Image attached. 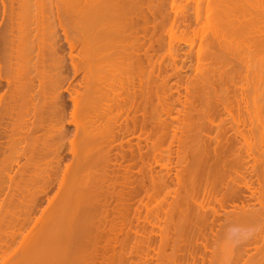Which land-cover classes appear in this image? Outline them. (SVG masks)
Segmentation results:
<instances>
[{"label": "bare ground", "instance_id": "6f19581e", "mask_svg": "<svg viewBox=\"0 0 264 264\" xmlns=\"http://www.w3.org/2000/svg\"><path fill=\"white\" fill-rule=\"evenodd\" d=\"M7 1H8V4H10L9 7H12L11 2H13V1H11V0L10 1L9 0H6V1L0 0V5L3 8V10H2L3 12L1 11L2 13H4V11H6V10L8 11V13L6 11L7 14L5 13V15H7L6 17L8 18V16L12 15V14L10 15V13H9V11H12V10L10 8H9L10 9L9 10L7 7H5V2H7ZM16 1H19V0H16ZM22 1L24 4L26 3V0L25 1L21 0L18 3L16 2V4L18 5ZM32 1H30V0L27 1L28 2L27 4L29 6L27 4H25L28 6V7L25 6L26 9L30 8L31 6L34 7L35 1L34 2H32ZM40 1L41 0H39V2ZM55 1H56V4L58 3L57 7H59L60 1L59 2H57L58 0H55ZM61 1H64V0H61ZM69 1H70V3H68ZM163 1H165V0H163ZM180 1L181 0L177 1L176 3L178 4ZM187 1L192 2V3L190 2V4H189L191 7L193 4V9H192L193 15L190 16L188 14V16H183L185 13H180V14H183L182 15L183 17L182 16L178 17L176 15V13H177L176 12L175 16H173V17L171 16L172 18L171 17L168 18L171 21L170 29H172L171 27H173L172 25L174 24V22H176V24H177L178 21L180 22V24L182 26L184 25V27L185 26L189 27V25H185V24L191 22V20H199L203 16L208 21L212 20L210 23V28H211V35L210 36L211 37L209 35H205V36H207V38L209 36L210 38H208V39L212 40L211 42L214 41L213 44L215 43L214 46H215V48L217 47L216 50L219 49L220 51L218 50V52H221L220 54L222 56L219 53L217 55L214 53L215 54L214 55V54H211L209 52V54H208L207 52L210 51V49H211L210 48L208 51L205 50L206 51L205 53H207V56L204 54L205 60H207V62L209 61V65L215 64L214 68H216V66L218 67L219 64L224 65V66H221L222 68L221 67L219 69L216 68L215 70H213L212 66H210L209 68H207L205 66V68H207V69H205L202 74L199 72L200 75L199 76L197 75L198 80H196V79L195 80L197 82L206 84L207 88H209L212 86V83H213L212 81H214V83H215V81H217L219 83L223 82V84L225 83L224 81H229L230 83L234 82L236 76H238V74H239L238 72H240L242 70L243 73L242 74L240 73L238 76L239 78H237V79H243L242 81L244 83L245 82L249 83V84H251V86H250V89L246 90L245 95H242L244 97L242 98V100L240 102H242L241 104L243 106H241V105L240 106L242 107V110H248L250 112V114H252L251 116L252 117L254 116L253 118L252 117L251 118L253 119L252 122H255L254 123L255 125L252 123L253 125H252V128L250 129L251 130L250 132H251V134H254V135L256 134L255 136L259 135L260 139L258 137H256V139L258 138L257 139L258 144L262 146V144H264V141H263L264 140V117H263V115H264V0H187ZM15 2H13V3L15 4ZM31 2H32V5H31ZM37 2L38 1L36 0V3ZM65 2L66 3H64V4H67V5L72 4L71 7H70V5L68 7L71 8L72 13L74 14V16L72 15L74 17V22H73L74 28H75L74 30L78 31V33H79V35H78L79 37H77L78 39H76L74 42H72L73 39L71 41H69V39L67 38L65 33L62 35V36H64L63 39L65 38L64 39L65 41H63V40L62 41L66 42L64 44L67 45V47H68L67 50L69 51V53L66 54L67 57L63 55L65 53V51L62 54L63 48L61 50V44L59 43V40L57 37L58 32L57 33L53 32L55 29L53 30L50 26L49 27L51 29H49V28L45 29V30L49 29V31L51 30V32H49V37L47 36L48 31L44 35L45 37L46 36L48 37L47 41H49V43L47 41H45L47 37L44 39V41H45L46 45L48 44L47 46L46 45L45 46L47 48L49 47V49L48 50L45 49L47 52H42L44 50L43 49L38 50V47H37V49H36L37 52L35 51V48L33 45H34V43H36V39L39 36L38 34L40 31L38 29H39V27H41L40 25L42 23L41 21L39 22V20L42 18V17L40 18L41 12H40V15H37L38 10H40V8H41L40 6H38L39 5L38 3H37L38 9L35 6L37 9L36 10L37 11L36 17L38 18V16H39L40 19L38 20L39 23H37V26L38 25L39 26L37 27L38 32L36 34L37 37H35V42L33 43L31 38L29 39V37H27V35L30 36L32 33L34 35L35 34L34 32H36V29L31 28L32 26L31 27L28 26L29 21L28 22L23 21V22L27 23L28 29L22 31L23 27L26 28V25L24 26L22 24L23 27L21 28V30H19V29L17 30L18 32L22 33V34L21 33L19 34L22 37H23V33L24 34L28 33V34H26V37L28 38L27 40H29V41L28 42L26 41L27 43L25 42L26 43L25 46H28L27 47L28 51H27V53H25V55H26L25 58H27V56H28V60L24 58L26 61H28V67H27V63H25V64H22L21 62L15 63V61H18V58H19V57H17L16 52H19V54L21 56H22V54H21L22 52H26V50L23 51L24 47H22V46H24V45H21L24 43H20L23 40L22 41L19 40L20 41L19 43L21 46L16 45V46H18V48L13 46V44H15L14 39L16 40V38L18 37L17 31H16V33H15V31L13 33H11V30H10V27H11V29H13V27H14L13 23L15 21H13L14 19L11 20V18H12V16L15 18V16H14L15 12L11 16V18L10 17L8 18L9 19L8 21H5L8 23H6V24L4 23L6 26H8L10 23L11 26H8L9 29L6 28V26H4L5 29L4 28L2 29L4 33H5V30L8 29L6 32L7 33L9 32V33L3 34L2 32H0V33H2V35L0 34L1 35L0 38L2 37L1 41H0V139H2V140L5 139L4 140L5 142L3 141V143L1 142L2 140H0V152L1 151L5 152L4 148L6 149V148H10V147H14V148L20 147V150H18V151H17V149L16 150L14 149L15 150V152H14L15 155L13 154L14 156L12 155V152H11V151H13V148H11L12 149L11 151L9 149L8 153L6 151V154H4V152L0 153L1 154L0 156H3L4 159H5L4 155L6 156L7 154H11V158H10V155H9V158H8V156H6V158H8L6 160H4V159L2 160L0 157L1 161L3 162V163L1 162L3 165H0V166H2V167H0V210L4 209L3 215L6 216V214H7V216H8V214L12 213V211L9 213L10 208H13L11 210H14L15 206L18 208L20 206H17V205H21V207L24 206L23 209L25 210V212H23V214H21V215L22 216L26 215V216H24V218L21 216L23 218L21 220L20 216L18 218H17V216H14V213H15L14 212L11 216L10 221H6L5 216L2 217L0 215V255H4V253H6L7 250L10 251L11 248L14 249V250L12 249V251H10V253H8L7 256H4V257L1 256V258H0L1 260L3 258H5L2 264H117V263L120 264L119 261L121 262V264H135V261H134L135 256H137L136 257V259H137L138 257L140 258L142 256V255H140V253L144 254V257H145V254L147 253L148 255L146 254V257L150 258L149 255L151 256V252L154 251V253H152V256H151V258H152L154 256L153 254L156 253V250L151 251V249H152L151 246L154 245L153 244L154 241L152 243V241H151L152 238L149 239L147 237H151V235H152L151 231L153 230L154 227L152 228L150 233L145 232L144 227H146V224H147V222H146L147 217L146 216L148 215V213L150 214L149 208H148L149 203L156 200L159 197V193L164 192V191H166V192H164L165 194L163 193V199L172 198L171 205L168 206L170 208V210H168V214L171 217H168V216L167 217L170 221V219H173L172 214L175 213V215H173V216H175V218L177 219V220L174 219L176 224L174 225L172 223L173 221L171 222V224L173 226L177 227L175 230H178L180 227V229L178 231L172 230L173 233L178 232L177 233L178 235L180 234L179 232L182 233V231H185L186 229H191L192 227H194V228L196 227V229L198 230V233L202 227L204 228V227L209 226L210 229L212 230L213 226L218 224L219 222H221L222 219L223 220L225 219L224 221L231 220L230 222H232V220L237 221L236 223H239V224L240 223L241 224L242 223H249V224L250 223H254V224L259 223L260 224L261 223L262 224L264 222V211H262V212L257 211V212L253 213L250 211L251 209H248L249 208V205H248L249 202L247 199H249V200L253 199L254 192H256V190H257L255 185L260 186V184L262 182L264 183V178H263L264 174L263 175L261 174V176H259V175H257L258 171L255 172L256 169L259 170L258 168H256L257 165H255L259 161L255 157H254L253 161L251 162V164H254V166H249L251 154L249 156V154H248L249 149H246V148L257 147L258 144H255L257 142V140H256L254 145L251 146V144L249 143L250 141L247 140V137H248V136H246L247 132L246 133H244V132L240 133L241 132L240 130H234L233 129L237 133V135L235 133L236 137H234V136H233L234 138L233 137H230V138L227 137L225 140L224 139L225 134H223V132L221 130H219L217 132V136L213 140H211V141L208 140L207 142L205 141L206 143L198 141L199 143L196 144V150H195V152L197 151L196 156L192 153L194 151H192L191 154L194 155L195 157H197V158L199 157V158L198 159L193 158L194 156H192L190 154H189V157H190V159L191 158L194 159V161L196 160L198 163H199V160L202 162V163H200V165L202 166L203 170L208 171V177H207V179H203L205 184H204V182L201 183L203 185H200L199 189L197 191H194L193 189L191 190V188H188V187H187L188 189L185 187L182 188L180 186V185H182V183L184 186V182H183L184 177H182V176H181L182 179L177 178V176L175 177L176 180L178 181L176 183L178 188L171 189L170 185L172 183L170 182L171 183L170 184L166 180V178H167L166 176H168V173H170V172L166 173V176H164L165 179L159 178L160 175H158L157 173H156L157 174L156 175L157 177H156L153 175V167H152L153 164L151 165V164H149V162L148 163L145 162V158L149 157V154H150L149 150L151 149L152 152H154L155 150H152V148H151L152 146L149 149V146L147 145V144H150L151 142L148 143V140L150 139V135L145 134V130H146L145 125L149 124L150 121L148 119H146L148 121L146 123V121H145L146 114L145 113H144L145 115L144 114L142 115V121H141V123L143 122L142 125H140L139 127H138V125L136 126V122L139 119V117L137 116V113H139V112H137V110L138 111L139 110H152L153 112L154 111L157 112L156 111L157 107L160 104L159 101H157V104L152 102V99H154L153 96H155L157 100L159 99V97H157L154 94L155 91H153V92L151 91V88H150L151 85H149L151 83L155 84V82L158 81V79L160 78L159 77L160 75L157 72L156 73L158 75L155 76V67H154L153 59H154V56L157 54L156 53L157 50H155L156 49L155 46L157 44H159L157 46L161 47L160 42L162 40L161 39L160 42L157 41L156 38L158 36L155 37L156 34H154V30H153L154 28L152 27V24L155 20L154 17H156V14H157L153 10L154 9L153 7H155L152 5V4H154V3H152L153 1L152 0H67ZM154 2H155V0H154ZM158 2H160V1L158 0ZM183 2H185V1H183ZM22 4L19 5L20 8L24 7L23 6L24 4L23 5ZM166 4L170 5L169 3H166ZM6 5H7V3H6ZM154 5H157V4H154ZM171 5H172L171 9L173 10L176 8L175 10L177 11V9H178L177 7L179 5H177V6L174 5V0L172 1ZM159 6L161 7L159 10L162 11L164 9L163 7H165L166 5L164 6V2H162ZM159 6H158V8H159ZM184 6H187V5H184ZM190 6L188 8L191 9ZM2 8H0V10ZM25 8L23 10H26ZM60 8H62V7H59V9ZM62 9H60L58 11V8H57L58 13L61 14L60 11H62ZM69 10L70 9L67 8L66 12ZM159 10L157 9L156 11L159 13L160 12ZM27 11H29V12H27ZM31 11H32V8L30 10L25 11V13H27L26 15H27L28 20H29V15H30L29 13H32ZM165 11H163V14ZM1 12H0V17L3 16L1 14ZM44 12H46V11H44ZM51 12H48V13H51ZM69 12H70V14H72L71 11H69ZM188 12H189V9H188ZM25 13H23V14L21 13V16L22 15L24 16ZM53 13L54 12H52V15H53ZM62 13H63V11H62ZM60 14H58V15H60ZM159 14L161 16L160 15L158 16V14H157L158 17H163L162 13H159ZM15 15H16V18H15L16 22L15 23L17 24V20H18L17 18H18V16L20 17V14H18V16H17V14H15ZM26 15L24 17H26ZM34 15H33V17H34ZM166 15L164 17L170 16V15L169 16L168 15L166 16ZM23 18L21 17V20H23ZM27 18L24 20H27ZM37 18H36V20H37ZM31 19H32V15L30 16V20ZM4 20H6V19H4ZM10 20L13 21V23L9 22ZM160 20H162V18ZM0 21H2V20H0ZM72 21H73V19H72ZM155 21H157V20H155ZM199 21L201 22V20H199ZM199 21H198V23H200ZM162 22H164V21H162ZM30 23L33 25V28L36 26L35 20H34V22H30ZM166 23L168 24L167 21H166ZM18 24H17V27L20 26ZM163 24H164V30L168 29V28H166V27H168V25L167 24L165 25V22ZM163 24H161V25H163ZM194 24H192V26ZM157 25H158V23H157ZM202 25H203V23H202ZM202 25L200 27V31L198 32L199 35H201V31L203 30ZM206 25H207V23H206ZM176 26H178V25H176ZM199 26L197 25V27H199ZM207 26H206V28L208 29L209 26L208 27ZM159 27H161V26L159 25ZM54 28H55V25H54ZM175 28L173 30H175ZM190 28H191V26H190ZM43 29H44V27H43ZM63 29H65V28H63ZM196 29H198V28H196ZM157 30L159 32L161 29H157ZM60 31H61V29H60ZM204 31H202V34ZM161 32H162V30H161ZM169 32L172 33V30H170ZM169 32L167 34H170ZM139 34H143V35L141 37H137ZM188 34H189V32H188ZM193 34H195V33H193ZM170 35L173 36V34H170ZM133 36H135V37H133ZM171 36H170V41H171ZM30 37H32V36H30ZM174 37L172 39H174ZM196 37H198V36H196ZM183 38H184V40H185V38L186 39L188 38L189 43L192 42V38L190 41L188 35H186ZM25 40L26 39H24V41ZM37 40H39V39H37ZM188 40H185V42ZM17 41L18 40H16V42ZM44 41H43V43H44ZM174 41H176V40L174 39ZM205 41H208V40H205ZM29 42L31 43L32 46L29 44ZM39 42H38V44L40 46ZM125 42L127 43V45H125L126 44ZM137 42H139V43H137ZM162 42H163V40H162ZM211 42L208 44H211ZM155 43H157V44L154 45ZM27 44H29V45H27ZM38 44L35 46H38ZM190 44L192 45V43H190ZM42 45L43 44L41 43V46ZM163 45H165V44H163ZM170 45H171V43H170ZM14 47H15V49H12ZM19 47L20 48L22 47V48L20 49ZM46 47H44V48H46ZM209 47H213V45L212 46L209 45ZM16 49H18V51ZM168 49H169V47H168ZM168 49L166 51L169 52L170 49L169 50ZM13 50H15V51H13ZM20 50H22L21 53H20ZM76 50L78 51V56L80 55V57H82V59H83L84 54H86V56H85L86 60L84 61L85 63L84 62L79 63L78 62L79 58H78V60L77 59L74 60L75 57L72 53H74V51H76ZM13 52H15V54H14L15 56L12 55ZM80 52L84 53V54L82 53L83 56H81V54H79ZM197 52H198V50H197ZM44 53H47L48 55L54 56V57L52 56L53 58L50 57V60L52 62L49 60L52 65H55V63L57 61V63H56L57 64V68H56L57 71L55 69V72H54V74L55 73H57V74L54 76L49 75V72H50V70H48L49 66L44 67V59H45V61H46V59H49L48 58L49 56L47 58H45V56H47V54L44 55ZM202 54H203V52L201 53V55ZM199 55H200V53H199ZM213 55H214V57H213ZM13 56L16 57L17 59H15ZM21 56H20V58H21ZM196 56H197V53H196ZM215 56H216V58H215ZM217 56H219L221 59H218ZM20 58H19V60L22 59V61L24 62L23 58H21V59ZM66 58H67V60L69 59L67 63L70 64L71 70L68 69L69 66H68V68L66 67ZM202 58H204V56ZM82 59L79 61H83ZM13 60H14V63L12 64ZM158 60H160V59H158ZM158 60H156V61H158ZM168 60H169V58H168ZM49 61L47 60L46 63L47 62L50 63ZM76 61H77V63H76ZM198 61L200 62V58ZM203 61H204V59H203ZM53 62H54V64H53ZM217 63H218V65H217ZM231 63H232V66L234 65V67L231 68L230 71H225V68L230 66ZM24 65H26V66H24ZM52 65H50V67ZM195 65H196V61H195ZM198 66H200V65L198 64ZM207 66H208V64H207ZM52 67H56V65L52 66ZM156 67L159 68V66H156ZM158 68H157V70H158ZM45 69L47 70L48 73L46 72ZM130 69H139V70H138V73L137 72L135 73ZM69 70L71 72H69ZM176 70H178V69H176ZM227 70H229V69H227ZM190 71H193V69ZM5 72L7 75L5 74ZM158 72L160 73V70ZM2 73H3V75L5 74L6 76H8V73H9V76L3 78ZM68 73H71L72 76L71 75L67 76ZM197 74H198V72H197ZM79 75H81L82 77H81L80 81L78 80L79 82H78V84H76L77 86L73 85V84H72L73 85L72 86L71 84H69L70 80L68 82V78L70 76L73 77L72 79H74L75 77H77ZM199 77H201V78H199ZM69 79H71V78H69ZM163 79H165V78L163 77ZM35 81L38 82V85H34ZM160 82H162V80ZM46 83H49V86H51L49 88L50 93H51V91L53 92V93H51L52 96L50 95V93L47 94V96L50 95L49 97L51 100L49 99L50 100L49 102H48L47 98H46L47 100L44 98L45 95H43L44 92L42 91V90H44L42 88H44V84L46 85ZM162 83L166 84V81L165 82L163 81ZM226 83H228V82H226ZM17 84H18V86H16ZM19 84H20V87H19ZM65 84H67V87H64ZM194 84L196 85L195 82H194ZM143 85H145V87ZM146 85H147V87H146ZM206 85H204V86H206ZM208 85H211V86H208ZM234 85H233V87H235ZM47 86H48V84L46 85V87ZM192 86H193V84H192ZM192 86H191L190 92L192 91ZM196 86H195V88H196ZM216 86H217V84H216ZM220 86H223V85H220ZM76 87H77V89H76ZM99 87H102V89L104 88L103 90H104V92H105V90L107 91V95L105 94V95L101 96L100 95L101 92H102V94H104V92L103 91L100 92ZM95 88H97L99 90V91L97 90L98 94L95 93V91H96V90H94ZM166 88L169 89L168 86H166ZM218 88L220 89L221 87H218ZM47 90H48V88H47ZM47 90H44V91H46L48 93ZM82 90H84V92ZM200 90H198V91L201 92L202 90L201 91ZM207 90H209L211 92L212 89L210 90V88H209ZM143 91H144V95H142ZM167 91H169V90H167ZM194 91H195V89H194ZM186 92H188V91H186ZM204 92H206V87H205V91H202V94ZM212 92L214 93V91H212ZM224 92L226 93V90H224ZM64 93H67L66 97L68 98V101L71 103V107L73 108L71 113H68L71 116V121H69V124H72L75 127L74 135L72 136L73 139L71 138L72 140L65 138L67 136H66L65 125H64L65 123L64 122H66L67 120L64 119V116L66 114L65 108H67L69 106L66 105L67 107H65V101L63 98ZM164 93H162V94H164ZM170 93H172V92H170ZM72 94H74V95L72 96ZM235 94H236V92H235ZM97 95L98 96L100 95V97H97ZM212 96H213V94H211L210 97L212 98ZM192 97H194V96H192ZM161 98H163V97L161 96ZM220 99L221 98H219V100ZM185 100H187V99H185ZM173 101H175V100H173ZM187 101H189V100H187ZM230 101H232V99ZM170 102L172 103V100ZM175 102L180 103V102H177V100ZM188 103H190V101ZM234 103H236V102H234ZM165 104H167V103H165ZM169 105H168V107H165V106H167V105H165L164 109H165L166 113H168L170 115L169 112H172V110H176V109H174V106L172 104H169ZM221 105H222V103H221ZM181 106H184V104L182 105V103H181ZM160 107L162 108V106H160ZM226 107H228V106H226ZM241 107H239V108H241ZM183 109H184V107H183ZM13 110H15V111L18 110V112H20L22 110V113L21 112L19 113L22 115H18V113H16L17 115H15L14 114L15 111L13 113ZM43 110H45L46 112H48L49 110H52V112L50 111V115L52 117H54V119L52 118L53 121H52V119H50V122H51L50 124H48L46 122H41L42 121L41 119L43 117L40 119L39 116H41V113ZM81 110H84L82 112L83 114L81 113ZM191 111H193L192 108H191ZM209 112H211V111H209ZM132 114H133V118H129V116ZM154 114L156 115L157 113H154ZM236 114H237V112H236ZM11 115L13 117H14V115L18 116V117L20 116V118H18V120H17L16 119L17 117L16 118L12 117L14 121H11V119H10L11 122L8 125L9 120H5V119L10 118ZM46 115H47V113L44 116L45 117L50 116V115H48V116H46ZM177 115H179V114L177 113ZM236 116L238 117V115H236ZM247 116H248V113L246 115V122H247ZM65 118H66V116H65ZM196 118H197V116H196ZM15 119L17 120L16 122L19 121L18 122L19 126L22 125V123H23L22 127L20 126V129H19L18 125L15 123ZM149 119H150V117H149ZM161 119L158 120V118H157L156 121H158V122L161 121V123L163 121L165 123V121L161 120ZM240 119H241V117H240ZM39 120H41V121H39ZM44 120H45V118H44ZM47 120H49V119H47ZM81 120L82 121L84 120V122L86 120L87 123L85 124ZM151 120L154 121V118H151ZM249 120H251V119L249 118ZM166 121H168V120H166ZM12 122L15 123L17 128H15L16 127L15 125H14L15 127H13ZM37 122H38V124L39 123L40 124L38 125ZM66 123H68V122H66ZM129 123H131V125ZM167 123L170 125L169 122H167ZM167 123H165L163 126L166 128V130L169 128L171 129V127ZM249 123L251 125L250 121H249ZM43 124L44 125L47 124V125L43 126ZM184 125H186V124H184ZM235 125L236 124H234V126ZM157 126H158V124H157ZM231 126H233V125H231ZM44 127L51 130L52 134L54 133L53 136L56 137L57 141H56V139H53L51 137V131H48L45 128L48 131L46 134V130L44 129ZM38 128H40L41 132L43 131L42 133H44V131H45V134H46V135L42 134V136H45V137L41 136V138H40L41 140H42V138H44L47 141L48 137L51 138V140L49 139V141H51V142H52V140H55V142L54 141L52 142V143H55L53 145V146H55V149H53L55 151H52L51 157H53V155H55V154H56V157L54 156L53 161L54 160L55 161L54 162L52 161L51 164L48 161H45V160H48L46 158H49V161H51L50 160L51 157L48 156L45 158V155H46V148H48L49 151H51L52 145L49 143L51 145V147L50 146L47 147V145L44 144V142H46L44 140H43L42 145L39 144V149H38V145H36V144H38L36 142L39 138H37L34 135V133L36 131H38L37 130ZM41 128L44 130H42ZM151 128H153L152 130H154V127L151 126ZM183 128H185V127H183ZM188 128H190V127L188 126ZM136 130L141 133V135L138 134L139 136L136 137L137 141H138L135 144L136 150H134L133 149L134 147L132 148L131 145L130 146L128 145L129 144L128 140L125 141L127 143V145L129 146V148L127 150L125 149L126 151H124V148H123L124 146H122V143L121 144L119 143V146H117V147H119V149L121 150V152L119 150V152L121 154L115 153L113 155V156H115V158H113V159L120 158L119 159L120 161L121 160L125 161L127 159V157L130 156V154L132 156H134L136 154L137 159H139V161L141 163L140 168L136 173L138 175H140L142 178L140 177V180L135 179V181H137V183H136L134 181L135 176H133V174H132L133 172H131L133 165L131 166L130 169H127V168L124 169V167H122L123 165H121V164L117 165L118 166L117 168H119V169L123 168L122 169V171L124 172L123 175L120 174L121 178H119L120 176L118 175V179H116V177H117L116 175H115L116 177L114 176V178H113L112 174L114 173V170L113 169L110 170V167L114 168L113 166H116L115 164H112L113 160L111 158L112 157L111 152L116 151V150L115 151L113 150V148L116 147L114 145V143L118 140L117 138H119V140L120 139L122 140L123 138H126V137L128 138V136L133 135ZM223 130L225 131V129H223ZM231 130H232V127H231ZM184 131H185V129H184ZM187 131H189V130L187 129ZM208 131L210 132V129ZM237 131H239V132H237ZM41 132L39 131V133H41ZM147 132H148V130H147ZM39 133H35V134H39ZM152 133H153V131H152ZM160 133H162V132H160ZM167 133L168 132H166L165 135ZM49 134H50V136H48ZM197 134H200V133H197ZM226 134H228V133H226ZM182 135H184V134H182ZM238 135H240V140L236 139L238 137ZM46 136H47V138H46ZM142 136H143V138H142ZM152 136L153 135H151V137ZM222 137H223V139H222ZM65 139L69 140L68 142L66 141V144L68 143V145H70V148L69 149L66 148V149L69 150L68 154L71 155L72 161L70 160L71 161L70 166L64 165L65 167H63L61 169L60 167H62V162H63L64 157H65L64 152H67V151H65V148H64ZM161 139H164V137L163 138L161 137ZM169 139H170V137H169ZM182 139H183V137H182ZM141 141L142 142L144 141V143H146V144H144V143L143 144L145 145V147H148V150L146 149L144 151V148L141 145L142 143L140 144ZM260 142H261V144H260ZM39 143H42V142H39ZM165 143H166V141H165ZM251 143H252V140H251ZM152 144H150V145H152ZM35 145H36L37 149H35ZM255 145H257V146H255ZM3 146H5V147L3 148ZM41 146L43 147L42 149L40 148ZM49 147L51 148V150ZM153 147H155V145ZM194 147H193V149H195ZM2 148H3V150H2ZM258 148H259V146H258ZM116 149H118V148H116ZM163 149H165V148H163ZM54 152H56V153H54ZM155 153H156V151H155ZM47 154L49 155L51 153H47ZM127 154H129V156ZM167 154L169 155L168 152H167ZM201 154H202V156H201ZM257 154L259 155L258 152H257ZM185 155H186V153H185ZM258 155H257V157H258ZM12 156H13V158H12ZM179 156L180 155H178V157ZM200 156L202 157L201 159H200ZM159 157H161V155ZM163 157H165V156H163ZM260 157H261V155H260ZM20 158L24 159V163L22 165L19 164L21 162V161L19 162ZM35 158H38V159L40 158V161L38 159L36 160ZM131 158H133V157H131ZM263 158H264V156H263ZM151 159H154V158H151ZM35 160L37 162H35ZM146 160H148V159H146ZM42 161H44V164L41 163ZM154 161H155V159H154ZM194 161H192V162H194ZM155 162H154V164L157 163V162L156 163ZM53 163H54V165H53ZM198 163H196V164H198ZM111 164H112V166H111ZM196 164H195V167L198 166ZM13 165L17 166V170L15 173L12 171ZM42 165H44L46 167L43 168ZM39 166H40L41 172L39 173V171H38V173H39L38 174L36 171H34L38 174V175L36 174L37 175L36 176L35 173L33 172V170H37L39 168ZM177 166L182 168V166H180V164ZM41 167H42V169H41ZM134 167H136V166H134ZM138 167H139V165H138ZM250 167H252V168H250ZM35 168H37V169H35ZM240 169H241V171H240ZM250 169H251L253 174L255 172V174H254L255 177L253 176L254 179L256 178L255 181H254V179H251L253 177L251 175ZM253 169H255V171ZM13 170H14V168H13ZM90 170H92V171H90ZM109 170L110 171L113 170V171L110 172ZM159 170H161V168ZM203 170L200 172H203ZM235 170L237 171V173L234 172ZM174 171H176V170H174ZM192 171L189 175L187 174V177L189 176L188 186H190V187L193 186V182L195 181L196 176H197V179H199L200 181L202 179V178L200 179L198 177V175L194 176L195 172L193 173ZM12 172H13V174H12ZM117 172L120 173L119 170H117ZM117 172H116V174H117ZM183 172H185V171H182V174L180 173V175H183ZM188 172H190V170ZM188 172L186 171L185 173H188ZM17 173L19 174V177H22V181H21V179L19 180V178L17 181L16 180L17 177L15 179V176ZM205 173H202V174L205 175ZM220 173H222V174H220ZM150 174H151V176H150ZM235 174H236V176H235ZM129 175L131 177L133 176L134 178H132L130 180ZM204 175H202L201 177H204ZM246 175L251 177L249 179V181H246V178H247ZM233 176H235V177H233ZM148 177H149V179H148ZM160 177H162V176H160ZM238 177H240L241 179H244V180L241 183V187L238 186V184L240 183V182H238V184H237L238 187L234 188L233 184H234V182L236 183ZM35 179H37L36 183H37V188H39V190H37L38 192L33 188L34 183H35ZM38 179L40 180L39 182H38ZM185 179H187V178H185ZM147 180L151 183L152 186L151 185H150V187L146 186L145 182ZM135 183L137 184L136 186L134 185ZM160 184H161V187H160ZM197 184H199V182ZM54 185H57V188H55L56 191H55L53 196L51 195L52 197L50 199L48 197V195H49L51 189L54 187ZM67 186L70 187V189L67 190ZM235 186H236V184H235ZM118 187L120 188L119 191H117ZM151 187H153V189ZM161 188H163L164 190L161 191L162 190ZM149 189H150V192L151 191L153 192V193L151 192L152 193L151 195L148 193ZM156 190L158 191V193ZM115 192H117V193H115ZM142 192L145 195L142 194ZM245 193H248V196H246ZM140 194H142L144 197H142V199L139 200V202L137 201V203H139V205L138 204L136 205L133 203V205H136V206L135 207L131 206L133 199L135 200V198L138 197ZM2 195L4 197L3 199H1ZM200 196H201L202 202L198 203V201L200 200ZM218 197H220V198L218 199ZM143 198H145L147 200L146 203L143 202ZM254 199H255V197H254ZM261 200H262V198H261ZM44 201H46V204H47V205L45 204L46 207L41 210V213H40L41 215H39L40 217L37 218V220L35 222H33L31 216L32 215L34 216V214H33L34 212L36 214L37 206L40 207L41 206L40 202L42 203ZM162 201H164V200H162ZM205 201H206V203H210V202L214 201V202H217L218 204L224 203L226 205H229V204L233 205L232 208L235 209V212L233 211L232 214L230 212L229 213L227 212V213H224L223 215H221V213H220V215H219L218 211L217 212L215 211V213H214V211L211 210L214 214L212 212H211V215L208 212L204 213L203 209L206 208V207H204V206H206V204L204 205L203 203ZM56 202H58L57 203L58 207L55 204ZM112 202H115L116 205L113 206ZM54 204H55V206H54ZM168 204H169V202H168ZM238 204H240V206H238ZM83 205H84V207H82ZM67 206L68 207L70 206V207L68 208ZM86 206H87V208H86ZM221 206L224 207L223 204ZM262 206H261V209L263 210L264 207L262 208ZM102 207L104 210L101 212ZM132 207L135 208V209H133L135 212V214H133V215H134V219L136 220V223L134 222L136 224V226H134V224L132 222H130V219H129V218H131L130 216L132 215L129 213ZM50 210H53L52 214H50L51 213ZM201 210H203V211H201ZM93 211L95 212V214H92V216H91V213H94ZM96 211H97V214H96ZM142 211H144V212H142ZM155 211H158V210H155ZM143 213H144V215H143ZM16 214H17V212H16ZM129 214H130V216L128 217ZM155 214H156V212H155ZM168 214H166V215H168ZM93 215L98 216V218L93 217ZM112 216H114L115 219H111ZM154 217L155 218L153 220L155 222V219L157 221L158 218H157V216H154ZM132 218H133V216H132ZM142 220L144 221V224H142V226H141L140 221H142ZM158 221H159V219H158ZM157 223L158 222L155 223V227L157 229L159 228V226L162 227V225H159V223L158 224ZM30 224H31V226H30ZM148 224H150L149 221H148ZM156 224L158 226H156ZM3 227L6 228L8 231L5 230ZM243 227H246V226H243ZM26 228L28 229V231H26L27 230ZM262 228H263V226H262ZM23 229H26V230H23ZM196 229H194V230L196 231ZM22 230L25 231V234L22 233L23 232ZM38 230H39V233L37 235L36 234L37 232H35V231H38ZM160 230H161V228L159 229V231ZM261 230L263 231L264 229H261ZM186 231H188V230H186ZM262 231L260 233H262ZM131 232L133 235L130 236ZM160 232H162V230ZM164 232L167 233V230H165ZM191 232H192V230H191ZM144 233L145 234L147 233L146 238H144L145 237ZM162 233H161V237L163 240L164 238L162 235H164V236H166V235L164 233L163 234ZM184 234H186V232ZM173 235H175V234H173ZM180 235H179V237H180ZM132 236H134V237H132ZM181 236H183V235H181ZM184 236H186V235H184ZM262 236H264V235H262ZM121 237H124V238L121 239ZM130 237L133 239L137 238L136 241H138V242L136 243L137 245L135 246V249L132 248L133 247L132 245H129L130 243H128V241L130 242L132 240ZM167 238L169 239V237H167ZM175 238H176V236H175ZM180 238L182 239V237H180ZM18 239H19V242H18ZM146 240L148 241L149 244H147ZM164 240H167V239L165 238ZM149 241H151V242H149ZM163 241L161 244L164 243ZM262 241H263V248H264V239L263 238H262ZM139 242L141 243V245H142V243L143 244L145 243V245L144 246L142 245V247H141ZM186 242H188V241L186 240ZM150 244H152V245H150ZM256 244H257V242H256ZM15 245H17L16 248L14 247ZM147 245H150V246H147ZM158 245H160V244H158ZM130 246H132L131 248L133 250H130L131 249V248H129ZM163 246H161V247L163 248ZM206 246L208 247V244ZM182 248H183V246H182ZM220 248H222V246H220ZM228 248H230V247H228ZM147 249H148V252H147ZM153 249H154V246H153ZM222 249H220V250H222ZM162 250H164V249H162ZM229 250L227 251L228 254L231 253L232 248L230 251ZM257 250L261 251L259 249H257ZM262 251H264V249ZM178 252L179 251H177V253ZM221 254H223V253H221ZM257 254H259V253H257ZM158 256L160 257L161 255H158ZM166 256H167V254H166ZM171 256H173V255H171ZM222 256L223 255H221V257ZM182 257H183V255H182ZM230 257L231 256H229V258ZM254 257H255V254H254ZM147 258L144 259V261L145 260L147 261V262L145 261L144 263L150 264V261ZM151 258H150V260H151ZM162 258H163V256H162ZM250 258H251V256H250ZM260 258L262 259L261 256H260ZM142 259L143 258H141L140 261ZM160 260H162V259L160 258ZM182 260H184V259H182ZM248 260H250V259L248 258ZM137 262H139V261H137ZM185 262H187V261H185ZM161 263H163V262H161ZM242 263H243V261H242ZM246 263H247V261H246ZM260 263H262V262H260ZM260 263L258 262V264H260ZM263 263H264V260H263ZM220 264H221V261H220ZM231 264H233V262Z\"/></svg>", "mask_w": 264, "mask_h": 264}, {"label": "rangeland", "instance_id": "374dc122", "mask_svg": "<svg viewBox=\"0 0 264 264\" xmlns=\"http://www.w3.org/2000/svg\"><path fill=\"white\" fill-rule=\"evenodd\" d=\"M6 1V0H5ZM10 1V0H9ZM11 1H13V2H15L16 0H11ZM19 1H21V0H19ZM19 1H16L17 3L19 2ZM25 1V0H24ZM27 1H29V0H26V3L25 4H27L28 2ZM30 1H32V0H30ZM35 1V2H34ZM38 2V6H40L39 8H40V10H38V14H37V9H38V6H37V3H36V0H33L32 2H34L33 4H34V7L33 6H31L30 8H25V6L26 7H28L27 5H25L24 3H23V1L20 3V4H22L24 7L22 8H20V4H16V2H15V4L13 3V2H11V6L12 7H9L10 6V4H8V1L7 2H5V7H7L8 9L10 8L12 11H9V13H10V15L12 14L13 15V13H14V16H15V18H16V15L15 14H17V16H18V14H20V17L18 16V20H17V24L18 25H26V28L25 27H23V25L20 27H17V24L15 23L16 22V19L12 16V18H11V16H8V18L10 17L11 18V20H13V21H15L14 23H13V21H9V22H11V23H13V26L15 27H13V29H11V27H10V30H11V33H13L14 31H15V33H16V31L19 29V30H21V28H22V31H24V30H26V29H28V26L29 27H31L32 29H36V32H34L35 34L33 35V33L30 35V36H32V37H30V36H28L27 35V37H29V39L31 38V40H32V42L34 43L35 42V37H37L36 36V34H37V32H38V30L40 31L39 32V36H38V38L37 39H39V40H37L36 39V43H34V48H35V51L37 52V47H38V50H41V49H43L44 51H42V52H47L45 49H49V47L47 48L46 46L48 45H46L45 44V41H47V39H48V37H49V32H51V30L49 31V29H55L53 32H55V33H57L58 32V40H59V43L61 44V50H62V48H63V50H62V54L64 53V51H65V53L63 54L64 56H66V54H68L69 53V51L67 50V45L66 44H64V43H66V42H63V41H65L64 39H63V37L64 36H62L64 33H65V35L67 36V38L69 39V41H71L72 39V42H74L76 39H78L77 37H79L78 35H79V33H78V31H75L74 29V14L72 13V10H71V5L70 4H64V3H66L65 1H67V0H64V1H61V0H58L57 2H59L60 1V5H59V7H62V8H60V9H62V11H63V13H62V11H60L61 12V14L60 13H58V11L60 10L59 9V7H57V4H56V1L55 0H41L40 2H39V0H37ZM153 2L152 3H154V4H157L158 6L162 3V2H164V6L165 7H163L162 9V11L161 10H159L161 7L159 6V8H158V6L157 5H154V4H152L153 6H155V7H153L154 9V11L158 14V16L160 15L159 13H162V16L163 17H158L157 16V14H156V17H154L155 18V20H157V21H155L154 20V22H153V24H152V27L154 28L153 30H154V34H156L155 35V37L156 36H158L156 39H157V41H159L160 42V40L162 39L163 40V42H162V40H161V42H160V46L161 47H158L157 45H159V44H157V43H155L154 45H156L155 47H156V49L155 50H157V56L155 55L154 56V59H153V62H154V67H155V76H157L158 74L160 75L159 77V79H158V81H156L155 82V84H153V83H151V84H149V85H151V91L153 92V91H155L154 92V94L157 96V97H159V99L157 100L156 99V97L155 96H153L154 97V99H152V102L153 103H156L157 104V101H159L160 102V104L158 105V107H157V112H153L152 110H137V112H139V113H137V116L139 117V119L137 120V122H136V126L138 125V127L140 126V125H142V123H141V121H142V115L145 113L146 114V116H145V121H146V123L148 122L146 119H148L149 121H150V123L149 124H146L145 125V128H146V130H145V134L146 135H150V139L148 140V143H150V144H152L153 142V144L152 145H150V144H147L148 146H149V149H150V147L152 148V150H155L156 151V153H155V151L154 152H152L151 151V149L149 150L150 152V154H149V157L148 158H145V162L146 163H148L149 162V164H153L152 165V167H153V175L154 176H156L157 174L158 175H160V176H162V177H160L159 176V178H164V176H166V173L167 172H170V173H168V176H166L167 178H166V180L171 184L170 185V187H171V189H175V188H178V186L176 185V183L178 182L177 180H176V176H177V178H180V179H182L181 178V176L182 177H184L183 179V182H184V186H183V183H182V185H180L182 188L183 187H185V188H191V190L193 189L194 191H197L198 189H199V186L200 185H203V184H201V183H203L204 181H203V179H207V177H208V171L206 170H203V168H202V166L200 165V163H202L200 160H199V163L195 160L194 161V159H190V157H189V154L190 155H192L191 154V152L192 151H194V152H192L195 156H196V153H197V151L195 152V150H196V144L197 143H199V142H203V143H206L208 140L209 141H211V140H213L216 136H217V132L219 131V130H221L222 132H223V134H225V136H224V139L226 140V138L228 137V138H230V137H236L235 136V133H236V131H234V130H240L241 132L240 133H246L247 132V134H246V136H248L247 137V140H249L250 142V144H251V146H253L254 145V143L256 142V140L259 138L260 139V137H259V135H257V136H255L254 134H251V128H252V125L255 123V122H252L253 121V117L251 116L252 114H250V112L248 111V110H242V107L241 106H243L241 103L242 102H240L241 100H242V98L244 97V96H242V95H245V92H246V90H248V89H250V86H251V84H249V83H244L242 80L243 79H237V78H239L238 76H239V74L241 73H243L242 72V70L240 71V72H238L239 74H238V76H236V78H235V80H234V82H229V81H224L225 83L223 84V82H217V81H215V83H214V81H212L213 83H212V86L211 85H208V86H211V87H209L210 88V90H211V92L209 91V90H207V89H209V88H207V85L206 84H204V83H200V82H197L196 80H198V76L200 75V73L202 74L203 72H204V70L205 69H207V68H209L210 66H212L213 67V70H215L216 68L217 69H219L221 66H224V65H222V64H219V66L217 67L216 66V68H214L215 66V64H211V65H209V61L207 62V60H205V55L207 56V53L209 54V52L211 53V54H220L221 52H218V50H216L217 49V47L215 48V46H214V44H213V42H211L212 40H209L208 38H210L211 36V28H210V23H211V21L212 20H206V18L203 16V17H201V19H199V20H201V22L203 23V25H202V23L199 21V20H191V22H189V23H187V24H185V25H189V27L188 26H185L184 27V25L182 26L181 24H180V22L178 21L177 22V24H176V22H174V24L172 25L173 27H171L172 29H170V23H171V21L168 19V18H170L171 16L173 17V16H175V13H176V15L179 17H181L183 14H180V13H185L183 16H188V14L190 15V16H192L193 15V4H192V7L189 5L190 4V2L191 1H187V0H181L178 4L176 3L177 1H179V0H174V5H179L177 8V11L175 10V9H171V7H172V5H171V3H172V1L173 0H165V1H163V0H159L160 2H158V0H155V2H154V0H152ZM157 1V2H156ZM183 1H185V2H183ZM32 2H31V5H32ZM6 3H7V5H6ZM10 3V2H9ZM68 3H70V1L68 2ZM166 3H169L170 5H168V4H166ZM181 3V4H180ZM192 3V2H191ZM51 4V5H50ZM21 5V6H22ZM64 5V6H63ZM70 5V7H68ZM168 5V6H167ZM181 5V6H180ZM184 5H189L190 7H191V9L190 8H188L187 6H184ZM37 7V9H36V7ZM52 6V7H51ZM58 8V11H57V8ZM66 6V7H65ZM175 6V7H176ZM48 7V8H47ZM0 8H2V6L0 5ZM19 8V9H18ZM26 9V10H30L31 8H32V13H29L28 15H29V20H28V18H27V13H25V11L26 10H23V9ZM55 8V9H54ZM67 8L68 9H70L69 11H71V13L72 14H70V12L69 11H67L66 12V10H67ZM180 8V9H179ZM189 9V12H188V9ZM6 9V8H5ZM9 9V10H10ZM51 9V10H50ZM159 10L160 12L158 13L156 10ZM184 11H182V10ZM185 9V10H184ZM3 10V8L0 10V12ZM23 10V11H22ZM35 10V11H34ZM56 10V11H55ZM191 10V11H190ZM7 11V10H6ZM6 11H4V13H2L1 12V14L3 15V16H1L0 17V20H2V21H0V32H2L3 34H5V33H7L6 31L9 29V27L8 26H11L10 25V23H9V25L8 26H6L5 24L6 23H8V22H5V21H8L9 19L6 17L7 15H5V13H6ZM44 11H46V12H44ZM54 12L53 13V15H52V12ZM163 11H165L164 12V14H163ZM181 11V12H180ZM20 12V13H19ZM27 12H29V11H27ZM40 12H41V15H40ZM48 12H51V13H48ZM56 12V13H55ZM169 12V13H168ZM192 12V13H191ZM7 13H8V11H7ZM6 13V14H7ZM21 13L23 14V13H25V15H26V17H24L23 15L21 16ZM68 13V14H67ZM179 13V14H178ZM35 14V15H34ZM40 15V18H39V16H38V18L36 17L37 15ZM43 14V15H42ZM49 14V15H48ZM58 14H60V15H58ZM170 15L169 17H164L165 15ZM173 14V15H172ZM9 15V14H8ZM32 15V19L30 20V16ZM33 15H34V17H33ZM73 15V16H72ZM166 15V16H167ZM48 16V17H47ZM161 16V15H160ZM182 16V17H183ZM6 17V18H5ZM21 17L23 18V20H21ZM53 17V18H52ZM56 17V18H55ZM60 17V18H59ZM171 17V18H172ZM2 18V19H1ZM20 18V19H19ZM27 18V20H24V19H26ZM36 18H37V20H36ZM162 18V20H160V19ZM168 20H167V19ZM203 18V19H202ZM4 19H6V20H4ZM40 19V20H39ZM43 19V20H42ZM57 19V20H56ZM72 19H73V21H72ZM34 20L36 21V26L33 28V25L30 23V22H34ZM38 20H39V22L41 21L42 23H41V27H39V29L37 28L38 26H37V23H39L38 22ZM51 22H50V21ZM66 20V21H65ZM203 20V21H202ZM23 21H29V24H28V26H27V23H25V22H23ZM162 21H164L165 22V25L167 24L166 23V21L168 22V27H166V28H168V29H166V30H164V22H162ZM194 21V22H193ZM198 21L200 22V23H198ZM72 22V23H71ZM156 22V23H155ZM196 22V23H195ZM5 23V24H4ZM50 23V24H49ZM157 23H158V25H157ZM163 24V25H161V24ZM173 23V22H172ZM196 25H195V24ZM206 23H207V25L209 26V28L207 29L206 28ZM49 24V25H48ZM63 24V25H62ZM68 24V25H67ZM70 24V25H69ZM178 25V26H176V25ZM192 24H194L193 26H192ZM43 25V26H42ZM54 25H55V28H54ZM159 25L162 27H159ZM197 25L199 26V27H197ZM201 25H202V27H203V30L202 31H204L205 29V31L203 32V34H202V31H201V35H199V31H200V27H201ZM4 26H6V28H8L7 30H5V33L3 32V28H4ZM51 28H50V27ZM57 26V27H56ZM190 26H191V28H190ZM195 26V27H194ZM207 26V27H208ZM43 27H44V29H43ZM159 27V28H158ZM176 27V28H175ZM47 28H49L48 30H45V29H47ZM63 28H65V29H63ZM175 28V30H173ZM193 28V29H192ZM196 28H198V29H196ZM5 29V28H4ZM38 29V30H37ZM41 29V30H40ZM60 29H61V31H60ZM157 29H161L162 30V32H161V30L158 32V30ZM172 30V33L171 32H169L170 30ZM181 29V30H180ZM188 29V30H187ZM13 30V31H12ZM179 30V31H178ZM47 31H48V37L46 38L44 35L47 33ZM73 31V32H72ZM192 33H191V32ZM18 32V31H17ZM44 32V33H43ZM67 32V33H66ZM159 34H157V33ZM170 33V34H173V36H171L170 34H167V33ZM180 32V33H179ZM183 32V33H182ZM188 32H189V34H188ZM208 32V33H207ZM2 33H0L1 35H2ZM9 33V32H8ZM7 33V34H8ZM21 32H18V39L16 38V40H18L17 42H16V40L14 39V42H15V44H13V46H15L16 48H18V46H16V45H19V46H21V45H24V46H22V47H24L23 48V51H25L26 50V52H22V50H20V53L22 54V56L19 54V52H16V55H17V57H19L20 58V56H21V58H23V60H24V62L22 61V59L21 60H19V58H18V61H15V63H22V64H25V63H27V67H28V61H26L25 59H27L28 60V56H27V58H25L26 57V55H25V53H27V51H28V49H27V47L28 46H25L26 45V43L29 41V40H27L28 38L26 37V34H28V33H26V34H24L23 33V37L21 36V35H19ZM61 33V34H60ZM164 33V34H163ZM193 33H195V34H193ZM22 34V33H21ZM181 34V35H180ZM183 34V35H182ZM198 34V35H197ZM0 35V36H1ZM76 35V36H75ZM143 34H139L137 37H141ZM171 36V41H170V36ZM186 35H188L189 36V39H190V41H191V38H192V42H190V43H192V45L189 43V40H188V38L186 39L185 38V40H188V41H186L185 42V40H184V38L183 37H185ZM205 35H209L208 36V38H207V36H205ZM82 36V35H81ZM176 38H175V37ZM179 36V37H178ZM196 36H198V37H196ZM26 37V38H25ZM34 37V38H33ZM133 37H135V36H133ZM174 37V39L176 40V41H174V39H172ZM2 38V37H1ZM1 38H0V41H1ZM46 38V40L44 41V39ZM201 38V39H200ZM24 39H26L25 41H24ZM42 39V40H41ZM178 39V40H177ZM182 39V40H181ZM22 41V42H20V41ZM63 40V41H62ZM205 40H208V41H205ZM27 41V42H26ZM40 41V42H39ZM43 41H44V43H43ZM165 41V42H164ZM180 41V42H179ZM203 41V42H202ZM205 41V42H204ZM24 43V44H21L20 45V43ZM26 42V43H25ZM31 42V41H30ZM29 42V44L31 45V43ZM38 42L40 43V46H41V43L43 44L41 47L39 46V44H38ZM48 43H49V41H47ZM63 42V43H62ZM128 42V41H127ZM199 42V43H198ZM211 42V44H208V43H210ZM216 42V41H215ZM19 43V44H18ZM126 43V42H125ZM137 43H139V42H137ZM170 43H171V45H170ZM29 44H27V45H29ZM38 44V46H35V45H37ZM64 44V45H63ZM163 44H165V45H163ZM199 44V45H198ZM201 44V45H200ZM207 44V45H206ZM217 44V43H216ZM46 45V46H45ZM125 45H127V43L125 44ZM191 45V46H190ZM209 45H213V47H209ZM32 46V45H31ZM65 46V47H64ZM169 47V49H168V47ZM204 46V47H203ZM15 47L14 48H12V49H15ZM21 47V48H22ZM30 47V46H29ZM40 47V48H39ZM44 47H46V48H44ZM146 47V46H145ZM158 47V48H157ZM180 47V48H179ZM203 47V48H202ZM20 48V47H19ZM20 48V49H21ZM65 48V49H64ZM147 48V47H146ZM169 50V52L168 51H166L167 49ZM207 48V49H206ZM211 48V49H210ZM191 49V50H190ZM198 50V52H197V50ZM204 49V50H203ZM210 49V51H208ZM214 49V50H213ZM17 51H18V49H16ZM172 50V51H171ZM175 50V51H174ZM190 50V51H189ZM205 50H207L208 52L207 53H205L206 51ZM13 51H15V50H13ZM77 51V50H76ZM76 51H74V53H72L73 55H74V60H78V58H79V60H81L82 59V57H80V55L78 56V51L76 52ZM174 51V52H173ZM194 51V52H193ZM213 51V52H212ZM220 51V50H219ZM165 52V53H164ZM189 52V53H188ZM203 52V54L201 55V53ZM61 53V52H60ZM83 53V52H82ZM82 53L80 52L79 54H81V56H83L82 55ZM142 53V52H141ZM169 53V54H168ZM196 53H197V56H196ZM199 53H200V55H199ZM15 54V52H13L12 53V55H14ZM24 54V55H23ZM47 53H44V55H46ZM84 54V53H83ZM186 54V55H185ZM205 54V55H204ZM214 54V55H215ZM163 55V56H162ZM168 55V56H167ZM170 55V56H169ZM214 55H213V57H214ZM221 55V54H220ZM15 56V55H14ZM13 56V57H14ZM49 56V57H48ZM53 56V55H52ZM51 55H48L47 54V56H45V58H49V59H46V61L48 60H50V57H52ZM85 56H86V54H84V56H83V61H79L78 60V62L79 63H83L85 60H86V58H85ZM160 56V57H159ZM179 56V57H178ZM204 56V58H202ZM222 56V55H221ZM54 57V56H53ZM52 57V58H53ZM67 57V56H66ZM159 57V58H158ZM171 57V58H170ZM174 57V58H173ZM181 57V58H180ZM197 57V58H196ZM218 57V59H221L219 56H217ZM15 59H17L16 57H14ZM25 58V59H24ZM85 58V59H84ZM168 58H169V60H168ZM199 58H200V62L198 61L199 60ZM215 58H216V56H215ZM13 59V58H12ZM14 59V60H15ZM158 59H160V60H158ZM173 59V60H172ZM203 59H204V61H203ZM14 60L12 61V64L14 63ZM53 60V59H52ZM69 60V59H68ZM68 60H67V58H66V67L68 68V66H69V68L68 69H70L71 70V67H70V64H68L67 62H68ZM156 60H158V61H156ZM168 60V61H167ZM26 61V62H25ZM46 61H45V59H44V67H46V66H49L48 67V70H50V72H49V75L51 76H54V75H56L57 73H55L54 74V72H55V69L57 68V61H56V63H55V65H56V67H52V66H55V65H52L51 64V62L50 63H46ZM163 61V62H162ZM195 61H196V65H195ZM203 61V62H202ZM55 62V61H54ZM54 62H53V64H54ZM165 62V63H164ZM171 62V63H170ZM76 63H77V61H76ZM85 63V62H84ZM173 63V64H172ZM21 64V65H22ZM198 64L200 65V66H198ZM203 66H202V65ZM207 64H208V66H207ZM50 65H52L51 67H50ZM217 65H218V63H217ZM230 65V64H229ZM24 66H26V65H24ZM144 66V65H143ZM156 66H159V68L158 67H156ZM176 66V67H175ZM198 66V67H197ZM202 66V67H201ZM205 66L207 67V68H205ZM232 63H231V65L230 66H228L227 68H225V71H230V69L231 68H233L234 67V65L232 66ZM169 67V68H168ZM174 67V68H173ZM179 67V68H178ZM192 67V68H191ZM50 68V69H49ZM52 68V69H51ZM157 68H158V70H157ZM181 68V69H180ZM197 68V69H196ZM202 68V69H201ZM222 68V67H221ZM54 69V70H53ZM176 69H178V70H176ZM193 69V71H190V70H192ZM211 69V68H210ZM227 69H229V70H227ZM46 70V69H45ZM69 70V72H71ZM130 70H132L133 72H137L138 73V70L139 69H130ZM135 70V71H134ZM157 70V71H156ZM160 70V73L158 72ZM199 70V71H198ZM202 70V71H201ZM56 71H57V69H56ZM4 72V71H3ZM46 72H47V70H46ZM158 74H157V73ZM197 72H198V74H197ZM200 72V73H199ZM15 73V72H14ZM48 73V72H47ZM134 73V74H135ZM166 73V74H165ZM194 75H193V74ZM5 74H6V72H5ZM3 75V73H2V75H3V78H5V77H8L9 76V73H8V76H6V75ZM164 74V75H163ZM69 75H71V73H68L67 74V76H69ZM137 75V74H136ZM163 75V76H162ZM198 75V76H197ZM72 76V75H71ZM69 77V78H71V79H69L68 78V82H69V80H70V82H69V84H73V85H76V84H78V82L81 80V75H79V76H77V77H75L74 79H72L73 77ZM163 77L165 78V79H163ZM162 78V79H161ZM194 78V79H193ZM199 78H201V77H199ZM196 79V80H195ZM79 80V81H78ZM162 80V82L164 81H166V84L165 83H162V82H160V81ZM180 80V81H179ZM195 80V81H194ZM145 81V80H144ZM236 81V82H235ZM242 81V82H241ZM160 82V83H159ZM176 82V83H175ZM191 82V83H190ZM194 82L196 83V85L194 84ZM226 82H228V83H226ZM36 83V84H35ZM159 83V84H158ZM175 83V84H174ZM48 84V86L46 87V85ZM68 84V83H67ZM67 84H65L64 85V87H67ZM68 84V85H69ZM145 84V83H144ZM158 84V85H157ZM164 84V85H163ZM173 84V85H172ZM192 84H193V86H192ZM216 84H217V86H216ZM226 84V85H225ZM235 84V85H234ZM247 84V85H246ZM34 85H38V82L37 81H35L34 82ZM46 85L44 84V88H42V89H44V90H47V88H48V93L46 92V91H44V90H42L43 92H44V94L43 95H45L44 96V98L46 99H48V102L51 100L50 99V95H51V93H53L52 91H51V93H50V87L51 86H49V83H46ZM51 85V84H50ZM72 85V86H73ZM155 85V86H154ZM189 87H187V86ZM201 87H200V86ZM204 85H206V86H204ZM220 85H223V86H220ZM233 85L235 86V87H233ZM244 85V86H243ZM16 86H18V84L16 85ZM77 86V85H76ZM144 87H145V85H143ZM166 86H168L169 87V89L168 88H166ZM191 86H192V93L190 92V89H191ZM195 86H196V88H195ZM216 86V87H215ZM240 86V87H239ZM19 87H20V84H19ZM146 87H147V85H146ZM179 87V88H178ZM205 87H206V92H204L203 94H202V91H205ZM218 87H221L220 89L218 88ZM100 89V92L101 91H103L104 92V88L102 89V87H99ZM167 90H169V91H167ZM185 88V89H184ZM202 90H200V89ZM240 88V89H239ZM76 89H77V87H76ZM107 89V88H106ZM154 89V90H153ZM163 89V90H162ZM171 89V90H170ZM176 89V90H175ZM194 89H195V91H194ZM219 89V90H218ZM252 89V88H251ZM52 90V89H51ZM94 90H96L95 91V93H97L98 94V89L97 88H95ZM98 90V91H97ZM161 90V91H160ZM174 90V91H173ZM188 91V92H186V91ZM198 90H200L201 92H199ZM221 90V91H220ZM224 90H226V93L224 92ZM236 90V91H235ZM83 92H84V90H82ZM87 91V90H86ZM145 91V90H144ZM144 91H143V94L142 95H144ZM212 91H214V93L212 92ZM42 92V93H43ZM82 92V93H83ZM165 92V93H164ZM168 92V93H167ZM170 92H172V93H170ZM185 92V93H184ZM210 92V93H209ZM218 92V93H217ZM220 92V93H219ZM235 92H236V94H235ZM50 93V95H48L47 96V94H49ZM162 93H164V94H162ZM190 95H189V94ZM107 95V91L105 90V92H104V94H102V92H101V96L102 95ZM159 94V95H158ZM179 94V95H178ZM188 94V95H187ZM202 94V95H201ZM206 94V95H205ZM211 94H213V96H212V98L210 97L211 96ZM228 94V95H227ZM231 94V95H230ZM74 94H72V96H73ZM100 95L98 96L97 95V97H100ZM169 95V96H168ZM182 95V96H181ZM194 96V97H192V96ZM205 95V96H204ZM210 95V96H209ZM217 95V96H216ZM227 95V96H226ZM230 95V96H229ZM239 95V96H238ZM52 96V95H51ZM67 96V93H64L63 94V98H64V101H65V107H67V106H69V107H67V108H65L66 109V114H65V116H66V118H65V116H64V119H66L67 121L66 122H68V123H66V122H64L65 124V131H66V136L67 137H65V138H68L69 140L72 138V136L74 135V131H75V127L72 125V124H69V121H71V116H70V114H68V113H71V111H72V107H71V103L68 101V98L66 97ZM85 96V95H84ZM161 96L163 97V98H161ZM165 96V97H164ZM173 96V97H172ZM188 96V97H187ZM209 98H208V97ZM222 96V97H221ZM237 96V97H236ZM49 97V98H48ZM225 97V98H224ZM229 97V98H228ZM217 98V99H216ZM219 98H221L220 100H219ZM43 99V98H42ZM46 99V100H47ZM50 99V100H49ZM162 99V100H161ZM164 99V100H163ZM185 99H187V100H189L190 101V103H188L189 101H187V100H185ZM210 99V100H209ZM224 99V100H223ZM229 99V100H228ZM232 99V101H230ZM236 99V100H235ZM172 100V103L170 102ZM173 100H177V102H180V103H176L175 101H173ZM218 100V101H217ZM226 100V101H225ZM164 101V102H163ZM211 101V102H210ZM220 101V102H219ZM229 101V102H228ZM206 102V103H205ZM224 102V103H223ZM234 102H236V103H234ZM240 102V103H239ZM164 105H163V104ZM165 103H167V104H165ZM176 103V104H175ZM181 103H182V105L184 104V106H181ZM221 103H222V105H221ZM227 103V104H226ZM239 103V104H238ZM155 104V105H156ZM169 104H172L173 106H174V109H176V110H172V112H169L170 113V115L168 114V113H166V111H165V109H164V106L165 105H167V106H165V107H168V105ZM179 104V105H178ZM231 104V105H230ZM67 105V106H66ZM212 105V106H211ZM241 105V106H240ZM160 106H162V108L160 107ZM170 106V105H169ZM180 106V107H179ZM193 106V107H192ZM204 106V107H203ZM210 106V107H209ZM222 106V107H221ZM226 106H228V107H226ZM183 107H184V109H183ZM213 107V108H212ZM215 107V108H214ZM239 107H241V108H239ZM186 108V109H185ZM188 108V109H187ZM191 108L193 109V111H191ZM206 108V109H205ZM164 109V110H163ZM168 109V108H167ZM166 109V110H167ZM218 109V110H217ZM195 110V111H194ZM208 110V111H207ZM225 110V111H224ZM14 111L15 110H13V113H14ZM45 110H43L42 111V113H41V116H39L40 117V119L42 120H39V121H41V122H46V123H48V124H50L51 122H50V119H54V117H52L51 115H50V111L52 112V110H47L48 112H44ZM84 110H81V113L83 112ZM159 111V112H158ZM161 111V112H160ZM165 111V112H164ZM209 111H211V112H209ZM217 111V112H216ZM223 111V112H222ZM21 113H22V110L20 111ZM20 112H18V110H16L15 111V115H17L16 113H18V115H22V114H19ZM87 112V111H86ZM143 112V113H142ZM190 112V113H189ZM192 112V113H191ZM197 112V113H196ZM206 112V113H205ZM236 112H237V114H236ZM241 112V113H240ZM245 112V113H244ZM47 113V115L46 116H48V115H50L49 117H45L44 115ZM49 113V114H48ZM154 113H157L156 115L154 114ZM176 113V114H175ZM177 113L179 114V115H177ZM247 113H248V116H247V122H246V115H247ZM83 114V113H82ZM144 114V115H145ZM153 114V115H152ZM175 114V115H174ZM192 114V115H191ZM13 115V114H12ZM11 115V117L10 118H7V119H5V120H9V122H8V125L10 124V122L11 121H14L13 120V118H16L17 120H18V118H20V116L18 117V116H15L14 115V117ZM152 115V116H151ZM165 115V116H164ZM167 115V116H166ZM236 115H238V117L236 116ZM243 117H242V116ZM131 116V117H130ZM129 116V118H133V114L132 115H130ZM148 116V117H147ZM154 116V117H153ZM186 116V117H185ZM196 116H197V118H196ZM199 116V117H198ZM13 117V118H12ZM149 117H150V119H149ZM156 117V118H155ZM171 117V118H170ZM189 117V118H188ZM192 117V118H191ZM240 117H241V119H240ZM252 117V118H251ZM263 117H264V115H263ZM44 118H45V120H44ZM151 118H154V121L153 120H151ZM157 118H158V120H160L161 118V120H164L165 121V123H167V122H169L170 123V127H171V129L173 130H171L169 127V129H167L166 130V128L163 126L165 123L162 121V123H161V121H156L157 120ZM169 118V119H168ZM238 118V119H237ZM249 118L251 119V120H249ZM10 119H11V121H10ZM15 119V123L18 125V122H16L17 120ZM39 119V118H38ZM47 119H49V120H47ZM53 119H52V121H53ZM83 119V118H82ZM89 119V118H88ZM193 119V120H192ZM236 119V120H235ZM166 120H168V121H166ZM170 120V121H169ZM192 120V121H191ZM239 120V121H238ZM251 122V125H250V123H249V121ZM48 121V122H47ZM82 121V120H81ZM139 121V122H138ZM178 123H177V122ZM180 121V122H179ZM190 123H189V122ZM234 121V122H233ZM82 122H84V120L82 121ZM153 122V123H152ZM173 122V123H172ZM182 122V123H181ZM230 122V123H229ZM238 122V123H237ZM13 123V122H12ZM15 123H13V127H15L16 125H15ZM85 124L87 123L86 122V120H85V122H84ZM83 123V124H84ZM161 123V124H160ZM193 123V124H192ZM233 123V124H232ZM249 125H247V124ZM253 123V124H252ZM20 124V123H19ZM37 124H38V122H37ZM40 124V123H39ZM38 124V125H39ZM67 124V125H66ZM69 124V125H68ZM130 125H131V123H129ZM145 124V123H144ZM157 124H158V126H157ZM176 124V125H175ZM184 124H186V125H184ZM234 124H236L235 126H234ZM15 125V126H14ZM22 125H23V123H22ZM22 125H20L21 127H22ZM45 125H47V124H45ZM44 124H43V126H45ZM71 125V126H70ZM152 127H154V130H152L153 128H151V126ZM167 125V126H168ZM224 125V126H223ZM231 125H233V126H231ZM247 125V126H246ZM255 125V124H254ZM20 126L18 125V127H19V129H20ZM174 126V127H173ZM188 126L190 127V128H188ZM220 126V127H219ZM150 127V128H149ZM161 127V128H160ZM163 127V128H162ZM177 127V128H176ZM183 127H185V128H183ZM231 127H232V130H231ZM241 127V128H240ZM254 127V126H253ZM15 128H17V126L15 127ZM46 127H44V129H45ZM165 128V129H164ZM181 130H180V129ZM237 128V129H236ZM239 128V129H238ZM42 129V128H41ZM44 129H42V130H44ZM48 131H51V130H49L48 128H46ZM45 129V130H46ZM177 129V130H176ZM184 129H185V131H184ZM187 129L189 130V131H187ZM194 129V130H193ZM210 129V132L208 131ZM223 129H225V131L223 130ZM230 129V130H229ZM234 129V130H233ZM17 130V129H16ZM38 131H36L35 133H39V131L41 132V130H40V128H38L37 129ZM46 130V134H47V131ZM138 130V129H137ZM135 131L134 132V134L133 135H129L128 136V138L126 137V138H123L122 140L120 139L119 140V138H117L118 140L114 143V145L116 146V147H114L113 148V150L115 151V152H111V155H112V164H115L116 166H113L114 168H112V167H110V170L111 169H113L114 170V175L112 174V177L114 178V176L116 177V179H118V175L120 176L119 178H121V175H123V171H122V169L123 168H121V169H119V168H117L118 166L117 165H123L122 167H124V169H130L131 168V166H132V169H131V172H133L132 174H133V176H135V178L132 176H130V180L132 179V178H134V181H135V179H138V180H140V175H138L136 172L139 170V168H140V165H141V163H140V161H139V159H137V156H136V154L134 155V156H132L130 153V156H129V154H127L129 157H127V159L125 160V161H120L119 159L120 158H118V159H113V158H115V156H113L115 153L116 154H118V153H120L121 152V150L119 149V147H117V146H119V143L121 144L122 143V146H124L123 148H124V151H126L128 148H129V146L131 145L132 146V148L134 149V150H136L135 149V144L138 142L137 141V138L136 137H138L139 135H141V133L139 132V131ZM147 130H148V132H147ZM161 130V131H160ZM215 130V131H214ZM152 131H153V133H152ZM157 131V132H156ZM165 131V132H164ZM175 131V132H174ZM227 131V132H226ZM230 131V132H229ZM43 132V131H42ZM39 133V134H35L34 133V135L37 137V138H39L38 140H37V142L36 143H38V144H36V145H38V149H39V144H43V140L44 141H46V139H44V138H42V140L40 139L41 138V136H42V134H44V135H46L45 134V131H44V133ZM160 132H162V133H160ZM166 132H168L166 135H165V133ZM171 132V133H170ZM237 132H239V131H237ZM250 134H249V133ZM160 133V134H159ZM191 133V134H190ZM197 133H200V134H197ZM226 133H228V134H226ZM54 134V133H53ZM53 134H52V131H51V137L53 138V139H56V137L55 136H53ZM139 134V135H138ZM165 136H164V135ZM182 134H184V135H182ZM197 134V135H196ZM33 135V136H34ZM151 135H153L152 137H151ZM171 135V136H170ZM190 135V136H189ZM200 135V136H199ZM236 135H237V133H236ZM34 136V137H35ZM48 136H50V134L48 135ZM158 136V137H157ZM173 136V137H172ZM196 136V137H195ZM245 136V135H244ZM42 137H45V136H42ZM161 137L163 138L164 137V139H161ZM166 137V138H165ZM169 137H170V139H169ZM182 137H183V139H182ZM208 137V138H207ZM233 137V138H234ZM256 137H258L257 139H256ZM46 138H47V136H46ZM142 138H143V136H142ZM199 140H198V139ZM201 138V139H200ZM249 138V139H248ZM49 139L51 140V138H49L48 137V139H47V141L46 142H44V144L45 145H47V147L48 146H50L51 147V145H52V150H51V148H50V150L51 151H49V149L48 148H46V155H45V158L46 157H51L52 156V151H55V150H53V149H55V146H53L55 143H52L53 141L55 142V140H52V142L51 141H49ZM73 139V138H72ZM71 139V140H72ZM186 139V140H185ZM188 139V140H187ZM222 139H223V137H222ZM237 140H240V135H238V137L236 138ZM0 140H2V139H0ZM5 139H3L1 142L3 143V141H4ZM41 140V141H40ZM69 140H67V139H65V144H64V148H65V151H67V152H64L65 153V157H64V160H63V162H62V167H60L61 169L63 168V167H65L64 165H69L70 166V164H71V161H72V158H71V155L70 154H68V151L69 150H67V149H69L70 148V145H68V143L66 144V141L68 142ZM129 141V146L127 145V143L125 142V141ZM169 140V141H168ZM172 140V141H171ZM195 140V141H194ZM251 140H252V143H251ZM49 141V142H48ZM56 141H57V139H56ZM165 141H166V143H165ZM199 141V142H198ZM206 141V142H205ZM260 141V140H259ZM264 141V140H263ZM5 142V141H4ZM39 142H42V143H39ZM48 142V143H47ZM169 142V143H168ZM179 142V143H178ZM182 142V143H181ZM195 142V143H194ZM47 143V144H46ZM51 145H50V144ZM117 143V144H116ZM142 143V144H141ZM144 141L142 142H140V144L142 145V147L144 148V151L147 149L148 150V147H145V145L144 144H146V143H144ZM162 143V144H161ZM186 143V144H185ZM248 143V144H249ZM134 144V145H133ZM164 144V145H163ZM190 144V145H189ZM249 144V145H250ZM255 144H258V140H257V142L255 143ZM260 144H261V142H260ZM36 145H35V149H37V147H36ZM68 145V146H67ZM155 145V147H153ZM177 146V147H176ZM195 146V147H194ZM255 146H257V145H255ZM258 146H259V148H258ZM258 146L257 147H249V148H246V149H249V156H250V154H251V158H250V165L249 166H254V164H251V162L253 161V159H254V157L256 158V159H258V163L257 164H255V165H257L256 166V168H258L259 170H257L256 169V171H255V169H253L255 172H257L258 171V174L257 175H259V176H261V174L263 175L264 174V158H263V156H264V144H262V146L261 145H259L258 144ZM5 146H3V148H4ZM185 147V148H184ZM193 147L195 148V149H193ZM3 148H2V150H3ZM11 148H13V151H11L12 149ZM41 149L43 148L42 146L40 147ZM67 148V149H66ZM105 148V147H104ZM116 148H118V149H116ZM163 148H165V149H163ZM191 148V149H190ZM252 150H251V149ZM10 149V151L12 152V155L14 154L15 155V150L17 149V151L18 150H20V147L19 148H17V147H10V148H4V150H5V152L4 151H1L0 153H2V152H4V154H6V151H7V153L9 152L8 150ZM15 149V150H14ZM48 149V150H47ZM126 149V150H125ZM119 150H120V152H119ZM256 150V151H255ZM261 150V151H260ZM16 151V152H17ZM158 151V152H157ZM169 153V155L167 154V152ZM185 151V152H184ZM190 151V152H189ZM260 151V152H259ZM166 152V153H165ZM181 152V153H180ZM252 152V153H251ZM257 152L259 153V155L257 154ZM47 153H51V154H47ZM54 153H56V152H54ZM113 153V154H112ZM159 155H158V154ZM163 153V154H162ZM185 153H186V155H185ZM121 154V153H120ZM155 154V155H154ZM1 155V154H0ZM3 155V154H2ZM9 155H10V158H11V154H7L6 156H8V158H9ZM13 155V156H14ZM39 155V154H38ZM161 155V157H159ZM168 157H167V156ZM178 155H180L179 157H178ZM184 155V156H183ZM194 155H192V156H194ZM257 155H258V157H257ZM260 155H261V157H260ZM6 156L4 155V157H5V159L3 158V156H0L1 157V159L3 160H6V159H8V158H6ZM13 156H12V158H13ZM54 156L56 157V154L55 155H53V157H51L50 158V160L51 161H49V158H46V159H48V160H45V161H48L50 164L52 163V161H53V159H54ZM157 156V157H156ZM163 156H165V157H163ZM193 157V158H196V159H198L197 157ZM201 156H202V154H201ZM200 156V159L202 158ZM37 157V156H36ZM39 157V156H38ZM131 157H133V158H131ZM159 157V158H158ZM163 157V158H162ZM135 158V159H134ZM151 158H154L155 159V161L157 162H155L154 161V159H150ZM163 160H162V159ZM167 158V159H166ZM262 158V159H261ZM1 159H0V165H3L2 163V161H1ZM36 160L38 159V158H35ZM67 159V160H66ZM146 159H148V160H146ZM35 160V162H37ZM39 161H40V158L38 159ZM44 160V159H43ZM71 160V161H70ZM119 160V161H118ZM191 160V161H190ZM21 161V162H20ZM55 161V160H54ZM53 161V162H54ZM70 161V162H69ZM115 161V162H114ZM192 161H194V162H192ZM257 161V160H256ZM2 162V163H1ZM19 164L20 165H22L23 163H24V159L23 158H20V160H19ZM154 162L156 163V164H154ZM167 162V163H166ZM198 163V164H196V163ZM42 164H44V161H42L41 162ZM112 164H111V166H112ZM139 165V167H138V165ZM180 164V166H182V168L181 167H179V166H177V165H179ZM193 164V165H192ZM195 164L196 165H198L197 167H195ZM53 165H54V163H53ZM192 165V166H191ZM52 166V165H51ZM134 166H136V167H134ZM158 166V167H157ZM168 166V167H167ZM170 166V167H169ZM184 166V167H183ZM201 166V167H200ZM0 167H2V166H0ZM42 167L44 168V167H46V166H44V165H42ZM42 167H41V169H42ZM191 167V168H190ZM13 168H14V170H13ZM100 168V167H99ZM161 168V170H159V169ZM195 168V169H194ZM250 168H252V167H250ZM35 169H37V168H35ZM119 170L120 171V173H118L117 172V170ZM190 170V172H188L189 170ZM203 170V172H200V171H202ZM16 170H17V166H15V165H13L12 166V171L15 173L16 172ZM109 170V171H110ZM112 170V171H113ZM166 170V171H165ZM174 170H176V171H174ZM193 170V171H192ZM197 170V171H196ZM34 171H36L37 173H38V171H39V173L41 172V170H40V166H39V168L37 169V170H33V172ZM90 171H92V170H90ZM112 171H110V172H112ZM117 172V174H116V172ZM162 171V172H161ZM182 171H187L188 173H185V172H183V175H180V173L182 174ZM191 171L194 173V176H196V175H198V177L201 179V181L199 180V179H197V176L195 177V181L193 182V186L192 187H190V186H188V183H189V176L187 177V174L189 175L190 173H191ZM240 171H241V169H240ZM13 172H12V174H13ZM36 172H34L35 173V175L37 174ZM207 174H206V173ZM234 172H236L237 173V171L235 170ZM250 172H251V175H252V177L254 176V174H255V172H254V174L252 173V171H251V169H250ZM262 172V173H261ZM38 173V174H39ZM157 173V174H156ZM202 173H205V175L204 174H202ZM37 174V175H38ZM121 174V175H120ZM152 174V173H151ZM151 174H150V176H151ZM220 174H222V173H220ZM36 175V176H37ZM41 175V174H40ZM137 175V176H136ZM179 175V176H178ZM186 177H185V176ZM202 175H204V177H201ZM235 176H236V174H235ZM235 176H233V177H235ZM247 176V175H246ZM16 177H17V179H16ZM157 177V176H156ZM173 177V178H172ZM255 177V176H254ZM254 177L253 178H251V177H249V176H247V178H246V181H249V179L251 178V179H254ZM263 177V176H262ZM18 178H19V180L21 179V181H22V177H19V174L17 173L16 174V176H15V179L18 181ZM142 178V177H141ZM185 178H187V179H185ZM259 178V177H258ZM264 178V177H263ZM148 179H149V177H148ZM165 179V178H164ZM173 180V181H172ZM188 180V181H187ZM239 180V181H238ZM241 180V181H240ZM243 180L244 179H241L240 177H238V179H237V181H236V183L234 182V188H236V187H241V183L243 182ZM256 180V178L254 179V181ZM36 181H37V179H35V183H34V186H33V188L37 191V190H39V188H37V183H36ZM40 180L38 179V182H39ZM199 182V184H197L198 182ZM207 181V180H206ZM136 183H137V181H135ZM186 182V183H185ZM238 182H240L239 184H238ZM20 183V182H19ZM134 183V182H133ZM134 184L135 186L137 185V184ZM39 184V183H38ZM145 184H146V186L148 187H150V185H151V183L147 180L146 182H145ZM181 184V183H180ZM187 184V185H186ZM204 184H205V182H204ZM235 184H236V186H235ZM237 184H238V186H237ZM262 184V185H261ZM260 184V186H256L255 185V187L257 188V190H256V192H254V197H255V199H254V197H253V199H251V200H249V199H247L248 200V205H249V208L248 209H251L250 211L251 212H262V211H264V183L262 182ZM176 185V186H175ZM232 185V186H233ZM69 186V185H68ZM67 186V190L68 189H70V187H68ZM152 186V185H151ZM198 186V187H197ZM160 187H161V184H160ZM55 188H57V185H54V187L51 189V191H50V193H49V195H48V197L51 199V197L54 195V193H55V191H56V189ZM152 189H153V187H151ZM150 188V189H151ZM184 188V189H185ZM187 188V189H188ZM54 189V190H53ZM119 187L117 188V191H119ZM150 189L148 190V193L151 195L152 193L150 192ZM151 189V190H152ZM162 190L161 191H163L164 189L163 188H161ZM183 189V190H184ZM263 190V191H262ZM157 191V190H156ZM182 191V190H181ZM38 192V191H37ZM164 192H166V191H164ZM164 192H160L159 193V197L161 198H157L156 200H154L153 202H151V203H149V205H148V208H149V212H150V214L148 213V215L146 216L147 217V224H146V227H144L145 228V232H149L150 233V231L152 230V228H153V230L151 231L152 232V235H151V237H147V233L145 234L144 233V235H145V237L144 238H149V239H151L152 238V243H153V241H154V245H152V244H150V245H152L151 246V251L152 250H156V253L155 254H153L154 256L151 258V256H152V253H154V251H150L151 252V256L149 255V257L151 258V260H150V258H147L146 257V254H145V257H144V254H141L140 253V255H142L140 258L138 257L137 259H136V257L137 256H135L134 257V261H135V264H147V263H144L145 261H144V259H148L149 261H150V264H220V261H221V264L223 263V264H231L232 262H233V264H254L255 262V264H258V262L260 263V262H262L263 263V260H264V251H262L264 248H263V241H262V238L264 239V236H262V235H264V230L262 231L261 229H264V222L261 224H254V223H236L237 221H233L232 220V222H230L231 220H227V221H224L223 219H222V221L221 222H219L218 224H216V225H214L213 226V229L211 230L210 229V227L209 226H207V227H202L201 228V230L199 231V233H198V230L196 229V227L194 228V227H192L191 229H186V230H188V231H182V233L181 232H179L181 235H186V236H181L180 234V237H182V239L179 237V235L177 234L178 232H174L173 233V231H178L179 229H180V227H179V229L178 230H175L177 227H175V226H173L172 224H171V222L175 225L176 224V222L174 221V219L175 220H177L176 218H175V216H173V215H175V213H173L172 214V218L173 219H170V221H169V219H168V217H171L169 214H168V210H170V208L168 207L169 205H171V202H172V198H170V199H163V193ZM260 192V193H259ZM115 193H117V192H115ZM157 193H158V191H157ZM195 193V192H194ZM142 194H144L143 192H142ZM142 194H140L138 197H136L135 198V200L133 199V202L131 203V206H136L137 204L139 205V203H137V201L139 202V200H141L142 199V197H144ZM165 194V193H164ZM52 195V196H51ZM145 195V194H144ZM245 195L246 196H248V193H245ZM173 197V196H172ZM4 197H3V195L1 196V199H3ZM169 198V197H168ZM220 197H218V199H219ZM261 198H262V200H261ZM159 200V201H158ZM162 200H164V201H162ZM166 200V201H165ZM162 201V202H161ZM143 202L144 203H146L147 202V200L145 199V198H143ZM158 202V203H157ZM161 202V203H160ZM168 202H169V204H168ZM199 202H202V199H201V196H200V200L198 201V203ZM263 202V203H262ZM57 203L58 202H56L55 204L57 205ZM113 203V206L114 205H116V203L115 202H112ZM133 203L134 204H136V205H133ZM213 203V204H212ZM40 204H41V206L39 207V206H37V210H36V214H35V212L33 213L34 214V216L32 215L31 217H32V221L33 222H35L36 220H37V218H39L40 216L39 215H41L40 213H41V210L43 209V208H45L46 206H45V204H46V201H44V202H40ZM55 204H54V206H55ZM160 204V205H159ZM204 205L206 204V206H204V207H206V208H204L203 210H204V213H206V212H208V213H210V215H211V212L212 211H214V213H215V211L217 212L218 211V214L220 215V213H221V215H223L224 213H233V211L235 212V209L234 208H232L233 207V205H226V204H224V203H222L223 205H224V207H222L221 205L222 204H218L217 202H214V201H212V202H210V203H206V201L203 203ZM212 204V205H211ZM218 204V205H217ZM228 204V203H227ZM47 205V204H46ZM154 205V206H153ZM263 205V206H262ZM17 206H20V207H14V210H11V209H13V208H10V210H9V213L12 211V213H10V214H8V216H7V214H6V216L5 215H3L4 214V209H2V210H0L1 212H0V215L3 217V216H5V218H6V221H10L11 220V216H12V214L14 213V216H17V218L20 216V219L22 220L23 218H24V216H26V215H24V216H22L21 214H23V212H25V210L23 209L24 208V206L23 207H21V205H17ZM166 208H165V207ZM238 206H240V204H238ZM252 206V207H251ZM261 206H262V208H263V210L261 209ZM57 207H58V205H57ZM68 207V206H67ZM70 207V206H69ZM68 207V208H69ZM82 207H84V205L82 206ZM134 207H132L131 208V210H130V214H132L131 216H130V214L128 215V217L130 216L131 218H132V216H133V218L131 219V218H129L130 219V222H132L133 224H134V226H136V220L134 219V215L133 214H135V212H134V210L133 209H135ZM156 207V208H155ZM158 207V208H157ZM165 209H163V208ZM219 207V208H218ZM56 208V207H55ZM86 208H87V206H86ZM85 208V209H86ZM89 208V207H88ZM93 208V207H92ZM147 208V209H148ZM168 208V209H167ZM172 208V207H171ZM16 209V210H15ZM23 209V210H22ZM90 209V208H89ZM163 211H162V210ZM210 211H209V210ZM104 209H103V207H102V209H101V212L103 211ZM151 210V211H150ZM155 210H158V211H155ZM203 210H201V211H203ZM212 210V211H211ZM253 210V211H252ZM260 210V211H259ZM3 211V212H2ZM52 211L53 210H50V214H52ZM154 211V212H153ZM173 211V210H172ZM200 211V212H201ZM16 212H17V214H16ZM38 212V213H37ZM94 212V211H93ZM133 212V213H132ZM142 212H144V211H142ZM155 212H156V214H155ZM159 212V213H158ZM162 212V213H161ZM199 212V211H198ZM172 213V212H171ZM207 213V214H208ZM213 213V212H212ZM213 213V214H214ZM92 214H95V212L94 213H91V216H92ZM96 214H97V211H96ZM166 214H168V215H166ZM217 214V213H216ZM143 215H144V213H143ZM165 215V216H164ZM23 218H22V217ZM38 216V217H37ZM154 216H157V218L159 219V221H158V219H157V221H156V219H155V222H154ZM168 216V217H167ZM93 217H97L98 218V216H96V215H93ZM143 217V216H142ZM19 219V220H20ZM111 219H115L114 218V216H112V218ZM134 219V220H133ZM14 220V219H13ZM168 220V221H167ZM143 221V220H142ZM142 221H140L141 223V226H142V224H144V221L142 222ZM148 221H149V223L150 224H148ZM167 221V222H166ZM32 222V223H33ZM135 222V223H134ZM156 222H158L159 223V225H162V227H160L159 226V228L157 229L156 227H155V223ZM157 223V224H158ZM171 225H170V224ZM156 224V226H158ZM238 224V225H237ZM149 225V226H148ZM164 225V226H163ZM179 225V224H178ZM242 227H241V226ZM249 225V226H248ZM30 226H31V224H30ZM243 226H246V227H243ZM252 226V227H251ZM254 226V227H253ZM262 226H263V228H262ZM168 227V228H167ZM4 228V227H3ZM143 228V229H144ZM161 228V230H162V232L167 236V237H169V239L166 237V236H164V235H162L163 236V238L165 239H167V240H162V237H161V233L162 232H160L159 231V229ZM212 228V227H211ZM259 228V229H258ZM5 230H7L6 228H4ZM27 229V228H26ZM26 229H23V230H26ZM194 229H196V231L194 230ZM205 231H204V230ZM210 229V230H209ZM22 230V231H23ZM165 230H167V233L166 232H164ZM173 230V231H172ZM191 230H192V232H191ZM8 231V230H7ZM26 231H28V229L26 230ZM133 231V230H132ZM154 231V232H153ZM256 231V232H255ZM262 231V233H260ZM35 232H37L36 234L38 235V233H39V230L38 231H35ZM156 232V233H155ZM158 232V233H157ZM186 232V234H184ZM196 232V233H195ZM204 232V233H203ZM211 232V233H210ZM259 232V233H258ZM22 233H24L25 234V231H23ZM162 233V234H163ZM188 233V234H187ZM195 233V234H194ZM173 234H175V235H173ZM191 234V235H190ZM131 235H133L132 234V232H131V234H130V236ZM193 235V236H192ZM205 235V236H204ZM261 235V236H260ZM153 236V237H152ZM175 236H176V238H175ZM203 236V237H202ZM132 237H134V236H132ZM187 237V238H186ZM199 237V238H198ZM122 238H124V237H121V239ZM131 238V237H130ZM180 238V239H179ZM207 238V239H206ZM211 238V239H210ZM259 238V239H258ZM132 239V240H131ZM130 240V242L128 241V243H130L129 245H132V246H130L129 248H134L135 249V246L137 245L136 243L138 242V241H136L137 240V238L135 239H133V238H131ZM148 239V240H149ZM188 241V242H186V240ZM206 240V241H205ZM147 241V240H146ZM145 241V242H146ZM151 241H149V242H151ZM161 241V242H160ZM162 241L165 243H163V244H161L162 243ZM166 241V242H165ZM18 242H19V239H18ZM133 242V243H132ZM144 242V241H143ZM186 242V243H185ZM256 242H257V244H256ZM17 243V242H16ZM140 243V242H139ZM168 243V244H167ZM104 244V243H103ZM147 244H149L148 243V241H147ZM157 246H156V245ZM158 244H160V245H158ZM208 244V247L206 246ZM140 245H141V243H140ZM142 245L144 246L145 245V243L143 244L142 243ZM142 245H141V247H142ZM150 245H147V246H150ZM164 245V246H163ZM177 245V246H176ZM180 245V246H179ZM200 245V246H199ZM252 245V246H251ZM153 246H154V249H153ZM161 246H163V248L161 247ZM182 246H183V248H182ZM185 246V247H184ZM203 246V247H202ZM220 246H222V248H220ZM232 246V247H231ZM12 247V246H11ZM15 248L17 247V245H15L14 246ZM176 247V248H175ZM207 247V248H206ZM228 247H230V248H228ZM247 247V248H246ZM130 249V250H133V249ZM156 248V249H155ZM164 249V250H162V249ZM166 248V249H165ZM172 248V249H171ZM185 248V249H184ZM229 250H231V248H232V250H231V253L230 254H228L227 253V249ZM259 249V250H261V251H258L257 249ZM12 249L13 248H11L10 249V251H12ZM159 249V250H158ZM199 249V250H198ZM220 249H222V250H220ZM226 249V250H225ZM14 250V249H13ZM182 250V251H181ZM204 250V251H203ZM229 250V251H230ZM247 250V251H246ZM10 251L9 250H7V252L6 253H4V255H0V258H1V256L2 257H4V256H7L8 255V253H10ZM177 251H179L178 253H177ZM216 251V252H215ZM226 251V252H225ZM256 251V252H255ZM147 252H148V249H147ZM164 252V253H163ZM184 252V253H183ZM262 252V253H261ZM187 255H186V254ZM215 253V254H214ZM221 253H223V254H221ZM241 253V254H240ZM257 253H259V254H257ZM150 254V253H149ZM163 254V255H162ZM166 254H167V256H166ZM169 254V255H168ZM173 255V256H171V255ZM177 254V255H176ZM181 254V255H180ZM189 254V255H188ZM235 254V255H234ZM254 254H255V257H254ZM263 254V255H262ZM148 255V254H147ZM158 255H161L160 257L158 256ZM179 255V256H178ZM182 255H183V257H182ZM221 255H223L222 257H221ZM227 255V256H226ZM248 255V256H247ZM162 256H163V258H162ZM169 256V257H168ZM178 256V257H177ZM196 256V257H195ZM229 256H231L230 258H229ZM234 256V257H233ZM242 258H241V257ZM250 256H251V258H250ZM260 256L262 257V259L260 258ZM158 257V258H157ZM190 257V258H189ZM226 257V258H225ZM250 259V260H248V258ZM141 258H143L141 261H140V259ZM160 258L162 259V260H160ZM166 258V259H165ZM192 258V259H191ZM215 258V259H214ZM4 259L5 258H3L2 260L0 259V264H2L3 263V261H4ZM174 259V260H173ZM182 259H184L185 261H187V262H185L184 260H182ZM159 260V261H158ZM173 260V261H172ZM178 260V261H177ZM197 260V261H196ZM205 260V261H204ZM228 260V261H227ZM238 260V261H237ZM253 260V261H252ZM258 260V261H257ZM261 260V261H260ZM137 261H139V262H137ZM172 261V262H171ZM241 263H240V262ZM242 261H243V263H242ZM246 261H247V263H246ZM249 261V262H248ZM251 261V262H250ZM147 262V261H146ZM156 262V263H155ZM161 262H163V263H161ZM189 262V263H188ZM117 263V262H116ZM119 263L121 264V262L119 261ZM262 263H260V264H262ZM118 264V263H117ZM149 264V263H148ZM264 264V263H263Z\"/></svg>", "mask_w": 264, "mask_h": 264}]
</instances>
